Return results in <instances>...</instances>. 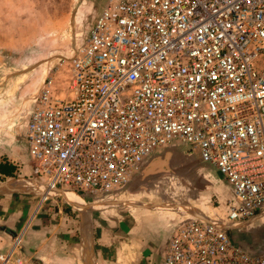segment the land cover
Segmentation results:
<instances>
[{"label": "built area", "instance_id": "2783aa9c", "mask_svg": "<svg viewBox=\"0 0 264 264\" xmlns=\"http://www.w3.org/2000/svg\"><path fill=\"white\" fill-rule=\"evenodd\" d=\"M55 75L24 126L29 178L92 199L176 141L227 186V221L176 225L160 264H264L225 233L264 210V0H102L61 86ZM22 234L0 264H26Z\"/></svg>", "mask_w": 264, "mask_h": 264}, {"label": "rangeland", "instance_id": "374dc122", "mask_svg": "<svg viewBox=\"0 0 264 264\" xmlns=\"http://www.w3.org/2000/svg\"><path fill=\"white\" fill-rule=\"evenodd\" d=\"M101 4L102 0H0L1 154L14 152L25 156L23 130L28 118L31 97L38 92L45 76L53 73L54 70H56V83L60 86L63 84L73 49L85 37L91 26L92 14L98 12ZM170 148L187 151L194 157L197 156L188 146L177 142H172ZM149 162L142 161L130 181L138 177H147V173L150 178H156L160 172H157L158 169H151ZM23 166L24 163H21L20 167ZM175 166L178 168L177 164ZM130 181L115 194L119 196L121 191L127 190ZM0 183L22 188V191L39 185L24 171L18 176L15 175L14 179H2ZM110 194L112 193L107 195ZM21 195L23 194L0 193V200H3V196H7L16 202L14 205L3 204L4 216L1 217H4V221L14 218L21 209H29L27 211L29 218L21 229L23 234L20 245L15 250L16 257L25 260L26 264H93L94 258L90 254V249L86 250L78 246L76 211L68 207L60 197L52 198L53 200L50 199L41 206L36 198L38 195L34 194L33 199H24L20 197ZM82 197L90 202V198H85L84 195ZM27 200L32 202L28 203ZM54 200L57 205L54 204ZM223 204L217 205L213 214L222 222H226L227 210L223 208ZM88 207L94 206L90 203ZM57 208L61 209V213L54 215ZM70 210L72 212H69ZM87 210H90V213L95 212L89 208ZM33 218L37 220L36 222L41 221V224L54 225L48 233L52 238L55 237L54 240L67 239L65 231L71 230L74 232L70 234L72 242H45L43 248L46 252L40 250L42 254L33 257L32 242H23L26 232L33 225ZM183 222L185 221L181 223ZM247 223L236 228L227 227L225 233L233 241L239 242L241 247L246 248L244 244L249 242L248 251L251 253L264 252V214ZM4 236H1L2 239L7 238L10 242H0V253L7 252V245L11 244L13 238V236Z\"/></svg>", "mask_w": 264, "mask_h": 264}, {"label": "crops", "instance_id": "0c3cea01", "mask_svg": "<svg viewBox=\"0 0 264 264\" xmlns=\"http://www.w3.org/2000/svg\"><path fill=\"white\" fill-rule=\"evenodd\" d=\"M98 12H93L92 21ZM82 41L76 46H79ZM31 105L32 103L29 112ZM170 145L171 143L165 148L154 150L143 160L150 161L151 169H158L157 172L160 173L156 178H150L147 173V177L131 180L130 188L127 186V190L121 191L119 196L115 194L118 191L116 190L110 195H99L89 199L90 202L81 198L85 205L89 206L91 203L94 206L91 211L96 212L90 213V210H87L86 217L89 234L86 250L90 249V254L94 258L93 264H160L162 250L176 225L182 221L215 217L214 208L217 205L221 206L228 197L225 183L212 167L199 161L196 152L197 156L194 157L191 155L192 153L172 149ZM21 163H24L23 167H20ZM0 164L8 165L12 170L11 176H13L4 177L0 174V179H14V176H18L22 171L28 173L27 154L23 157L14 152L0 153ZM176 164L178 168L175 166ZM34 196V194H23L20 197L33 199ZM36 198L39 202V196ZM13 201L7 196H3V200H0V242H10L9 239H2L1 236H14L23 228L24 222L29 218L27 217L29 209H21V212L14 218L3 220L4 217H1L4 216L3 204L14 205L16 202ZM27 201L28 203L32 202V200ZM54 204L57 205V202L55 201ZM5 209L9 210V208ZM59 213H61V209L57 208L54 215ZM261 214H264V210L255 218ZM77 219L78 246L81 247L78 215ZM32 221L33 225L26 232L23 242H32L33 257L41 255L40 250L46 252L43 248L45 242H72L70 234L74 232L71 230L65 231L67 239L54 240L55 237L52 238L51 234L48 235L54 225L41 224V221L36 222L35 218ZM66 221L69 223V220L66 219ZM248 221L236 224L234 227L243 226ZM66 227L68 226L66 225ZM235 243L239 244V242ZM244 246L250 249L249 242H246Z\"/></svg>", "mask_w": 264, "mask_h": 264}, {"label": "bare ground", "instance_id": "6f19581e", "mask_svg": "<svg viewBox=\"0 0 264 264\" xmlns=\"http://www.w3.org/2000/svg\"><path fill=\"white\" fill-rule=\"evenodd\" d=\"M5 189H0V193H3ZM62 201L71 209L76 211L79 216L80 223V234H81V247H88L89 242V234L88 228L86 226V217H87V208L93 209L91 207H87L79 198L74 196L73 194L66 192L61 196ZM248 224V223H245Z\"/></svg>", "mask_w": 264, "mask_h": 264}, {"label": "water", "instance_id": "95a60500", "mask_svg": "<svg viewBox=\"0 0 264 264\" xmlns=\"http://www.w3.org/2000/svg\"><path fill=\"white\" fill-rule=\"evenodd\" d=\"M1 188L2 189H5L4 192L1 193V194H5V193L31 194L32 193V194H36L38 196H47L49 198H57V197H60L61 198L62 194L67 192V191H61V190L46 191L43 187H41L39 185L36 186V188H30L28 190L22 191L21 190L22 188H18L16 186H11V185H8V184H2V183H0V189ZM69 193H71V192H69ZM71 194H73L74 196H76L77 198H79L82 201V199L78 195H76L74 193H71ZM91 208H93V207H91Z\"/></svg>", "mask_w": 264, "mask_h": 264}, {"label": "trees", "instance_id": "16d2710c", "mask_svg": "<svg viewBox=\"0 0 264 264\" xmlns=\"http://www.w3.org/2000/svg\"><path fill=\"white\" fill-rule=\"evenodd\" d=\"M11 173H12V170L8 165H6V164L1 165L0 164V174L1 175H3L4 177H13V176H11ZM1 180L2 179H0V181Z\"/></svg>", "mask_w": 264, "mask_h": 264}]
</instances>
